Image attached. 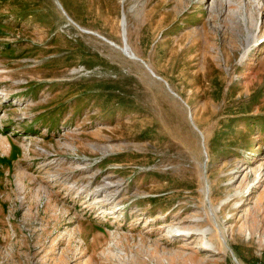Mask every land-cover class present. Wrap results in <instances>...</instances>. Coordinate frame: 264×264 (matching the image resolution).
I'll list each match as a JSON object with an SVG mask.
<instances>
[{
    "label": "rangeland",
    "instance_id": "374dc122",
    "mask_svg": "<svg viewBox=\"0 0 264 264\" xmlns=\"http://www.w3.org/2000/svg\"><path fill=\"white\" fill-rule=\"evenodd\" d=\"M0 264H264V0H0Z\"/></svg>",
    "mask_w": 264,
    "mask_h": 264
},
{
    "label": "water",
    "instance_id": "95a60500",
    "mask_svg": "<svg viewBox=\"0 0 264 264\" xmlns=\"http://www.w3.org/2000/svg\"><path fill=\"white\" fill-rule=\"evenodd\" d=\"M122 52L125 53V54H127V52H126L125 50H123ZM139 61H140L142 64H144V65L146 66L147 69H149L148 66H147L142 60H139ZM157 78L160 79L159 77H157ZM164 83H165L166 87L168 88L167 83H166V82H164ZM168 90H169V92H170L173 96L177 97V95L174 94L169 88H168ZM233 261H235V260L233 259Z\"/></svg>",
    "mask_w": 264,
    "mask_h": 264
},
{
    "label": "bare ground",
    "instance_id": "6f19581e",
    "mask_svg": "<svg viewBox=\"0 0 264 264\" xmlns=\"http://www.w3.org/2000/svg\"><path fill=\"white\" fill-rule=\"evenodd\" d=\"M122 21H123V25H124V23H125V17L123 16L122 17ZM123 50H125L127 53L129 52V50L126 48V40H125V38H123V48H122V51ZM132 57V56H131ZM133 58H135V57H133ZM141 60V59H140ZM145 66V65H144Z\"/></svg>",
    "mask_w": 264,
    "mask_h": 264
}]
</instances>
